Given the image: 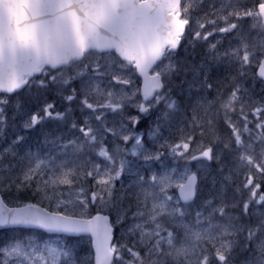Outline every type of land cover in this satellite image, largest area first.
<instances>
[{"label":"snow or ice","instance_id":"snow-or-ice-1","mask_svg":"<svg viewBox=\"0 0 264 264\" xmlns=\"http://www.w3.org/2000/svg\"><path fill=\"white\" fill-rule=\"evenodd\" d=\"M0 230V264H264V0H0Z\"/></svg>","mask_w":264,"mask_h":264},{"label":"rangeland","instance_id":"rangeland-1","mask_svg":"<svg viewBox=\"0 0 264 264\" xmlns=\"http://www.w3.org/2000/svg\"><path fill=\"white\" fill-rule=\"evenodd\" d=\"M257 89L259 88V84H257ZM183 163V162H181ZM213 169H215V164L212 165ZM211 175L212 173H209V177L205 179V181L203 182L204 183V187L207 188L209 186V183H210V179H211Z\"/></svg>","mask_w":264,"mask_h":264},{"label":"trees","instance_id":"trees-1","mask_svg":"<svg viewBox=\"0 0 264 264\" xmlns=\"http://www.w3.org/2000/svg\"><path fill=\"white\" fill-rule=\"evenodd\" d=\"M181 55H183V51H181ZM188 59L191 60L192 58L189 56ZM197 59H198V57H197Z\"/></svg>","mask_w":264,"mask_h":264}]
</instances>
